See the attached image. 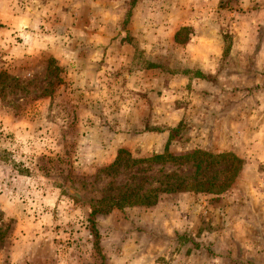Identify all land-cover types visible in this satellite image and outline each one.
Returning <instances> with one entry per match:
<instances>
[{"label":"rangeland","instance_id":"1","mask_svg":"<svg viewBox=\"0 0 264 264\" xmlns=\"http://www.w3.org/2000/svg\"><path fill=\"white\" fill-rule=\"evenodd\" d=\"M0 264H264V0H0Z\"/></svg>","mask_w":264,"mask_h":264},{"label":"trees","instance_id":"2","mask_svg":"<svg viewBox=\"0 0 264 264\" xmlns=\"http://www.w3.org/2000/svg\"><path fill=\"white\" fill-rule=\"evenodd\" d=\"M178 33L179 32L177 31L175 34V39ZM55 69H57L56 66ZM122 154L126 156H123ZM122 156L124 157V159H127V165H133L141 161L154 163H183L189 161L193 162L197 159L199 161H205L207 164L227 162L228 164H223V171L227 173L225 174L227 176L234 175L233 173L235 172L236 168L233 167V164L240 162V159L234 156L232 153L210 154L199 149H192L185 152H168L167 148L165 147L161 153L152 154L150 157L143 158V160L131 159L125 150L119 149L113 163L119 162V160L123 158ZM208 158H210L211 160H208ZM228 180L227 178H223L214 184L210 181H203L201 179L193 180L192 177V181H189L183 186L182 182L173 180L172 182L169 181L163 187H151L146 192L141 194L122 192L112 198H108L107 200H105L104 205L106 206V208H99L98 210H94L93 208L92 212L107 213L112 207L120 208L128 205L151 206L156 203L159 193L177 190L181 187L195 192H212L211 187H216V189L220 190L228 182Z\"/></svg>","mask_w":264,"mask_h":264}]
</instances>
